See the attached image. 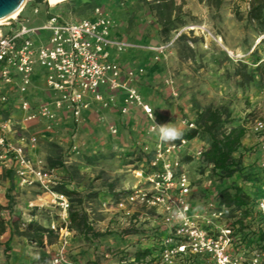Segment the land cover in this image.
<instances>
[{
    "label": "built area",
    "instance_id": "2783aa9c",
    "mask_svg": "<svg viewBox=\"0 0 264 264\" xmlns=\"http://www.w3.org/2000/svg\"><path fill=\"white\" fill-rule=\"evenodd\" d=\"M60 2L28 0L12 21L0 24V169L12 170L21 185L38 184L50 193V203L60 210L64 222L62 226L51 225L61 236L52 263L69 264L66 246L71 235L72 202L65 192L54 189L61 182L56 168L50 167L43 157H32L29 153L30 147L37 144L36 135L30 141L25 135H19L18 140L14 138L19 130H28L30 123L42 121L47 130L54 129L60 112L70 113L78 128L85 120L84 112L93 104L109 108L120 93H124L122 113H128L135 105L153 118L154 110L133 84L134 71L109 58L110 48L123 50L129 46L112 36L115 26L112 17L97 5L85 18H69L58 11ZM29 8L35 20L28 14ZM36 19L42 22L36 23ZM176 38L150 47L157 53L156 59L172 47ZM263 39L264 35L257 42ZM254 65L262 68L264 81V48ZM39 70L50 98L34 104L30 91ZM183 123L187 131L197 128L194 119H184ZM110 131L116 134L118 128L111 125ZM245 137L253 141L245 145L244 163L256 173L254 181L248 183L256 192V199L252 215L242 218L243 224L235 222L242 217L241 210L234 217L228 216V208L220 204L218 190H212L207 197L202 194L203 189L209 190L215 182L204 178L210 170L200 174L197 181L181 158H168L186 148L194 138L160 140L154 147L144 148L154 157L148 166L134 169L138 182L126 190L116 207L128 215L132 211L126 204L154 208L155 224L149 234L152 244L146 247L151 252L140 258L134 252L121 253L119 264H262L264 242L260 243L259 234L264 231V112L247 125ZM71 138L66 149L79 154L76 133ZM203 150L195 151L200 159ZM197 195L204 197L199 205L191 198ZM108 202L102 203L104 209H108ZM248 224L251 226L240 229Z\"/></svg>",
    "mask_w": 264,
    "mask_h": 264
},
{
    "label": "rangeland",
    "instance_id": "374dc122",
    "mask_svg": "<svg viewBox=\"0 0 264 264\" xmlns=\"http://www.w3.org/2000/svg\"><path fill=\"white\" fill-rule=\"evenodd\" d=\"M175 1L179 8L173 12V24L168 35L163 30L164 24L161 21V15L153 8L154 0H63L58 4V11L66 17L82 19L90 14L93 7L99 5L113 18H117L116 20L112 19L119 34L132 37V40L138 45L153 40L165 41L168 37H177L168 50L169 56L165 61V66L176 81L183 101L188 105L186 111L183 110L184 106L179 105L178 107L182 118L195 120L198 109L224 107L230 113L231 123L228 124L229 126L244 125L247 127L264 112L262 69L260 66L254 65L259 53L264 48V39L260 43L257 42L264 35V24L250 18L253 1L257 3L259 0H222L219 6H211L207 0ZM28 14L35 20L36 16L31 8H29ZM35 22H42V19H36ZM228 51L233 52L234 55L229 54ZM41 130L40 125L30 123L28 130H19L14 139L18 140L19 135H25L26 140L30 141L31 136L36 135L37 144L30 147L29 153L32 157H43L50 167L52 161L62 156V160L65 162L64 168L59 166L58 162L53 164L54 166L58 165L56 176L61 181L54 186V189L57 190L62 182L70 180V184L66 186V189L70 191L67 195L73 200L74 208L87 210L94 231L98 229L97 231L100 233L107 234L118 229L127 233L142 225H146L149 230L152 229L156 215L154 208L139 203L126 204V207L132 211V215H128L124 209L116 207V202L123 198V193L117 197L112 196L110 199L105 197L102 202L98 199L101 191L108 196L109 192L113 190L115 192L117 188L120 189V179L118 174H114V171L118 165H126L127 161H123V154H75L66 149L65 143L52 140ZM194 142L187 146L188 148L189 146L193 147L191 154L185 152L180 156L182 162L188 164L186 170L189 171L191 177L199 179L201 178L200 174H206L207 168L203 167L202 161L195 151L208 145L207 135L199 134ZM50 143L59 145L62 150L50 146ZM243 143L248 146L253 141L250 137H245ZM150 155L153 159L154 155L152 153ZM245 165L248 166V164ZM123 169L126 168L123 167ZM116 173L120 172L116 171ZM208 173L209 176H204V178L215 180L213 174L210 171ZM114 175H117L116 178ZM240 177L242 176L237 173L232 178L220 182L215 180L211 188L205 189L202 194L207 197L213 193L212 190L217 191L219 188L235 185L239 181L241 182ZM243 179V181L246 180L244 177ZM0 197H8L13 202L17 201V197H20L23 204L30 199L32 203L28 208L34 209V211L27 213L38 215V220H32L42 226L48 225L45 227L50 229H52V223L57 226L64 225L60 210L50 204V193L38 184L21 185L15 173L10 169H0ZM81 197L82 201L80 202ZM108 200H110L107 204L108 209H104L102 203ZM35 203L44 206H38L39 204ZM6 207L9 209L0 210V215L13 225L7 227L6 231L0 234V245L13 232L12 240L29 241L33 247L32 250L43 248L41 251L46 254L39 255V259L41 262L50 264L52 254L56 253L60 247L59 232L45 233L43 244H37L35 240H30L21 234L25 227L23 222L31 221L29 215L14 212L12 204H8ZM112 213L114 214L112 215ZM145 214H149L150 220H140L141 216L143 217ZM133 219H137V222H133ZM15 223L19 225V228L11 230ZM151 244L149 240L144 242L142 247L146 248ZM115 251L116 249L111 252L107 251L108 255L103 257L113 260L112 264H119V254ZM129 253L133 252L129 251ZM29 255L36 257L33 252ZM97 258L95 257V259ZM262 264H264V257Z\"/></svg>",
    "mask_w": 264,
    "mask_h": 264
},
{
    "label": "crops",
    "instance_id": "0c3cea01",
    "mask_svg": "<svg viewBox=\"0 0 264 264\" xmlns=\"http://www.w3.org/2000/svg\"><path fill=\"white\" fill-rule=\"evenodd\" d=\"M105 12L113 18L108 11ZM113 19L116 20L117 18ZM112 36L129 43V46L123 50H118L115 47L110 48L109 58L118 61L123 68L134 71L136 76L133 84L142 94L145 101L153 107V118L148 117L141 107L135 105L130 107L128 113H122L120 109L123 105L124 93H120L115 104L109 108H102L98 104H93L89 110L84 112L85 120L78 128L74 125L71 114L65 112L59 113L60 120L52 130H47L44 127L45 123L42 121L33 123L34 125L41 126V132L44 135L49 136L56 142H63L66 146L72 140V135L76 133L75 139L82 154H123V161H127L126 165H118L114 171V174H118L119 176L120 189L117 188L115 192L114 190L109 192L108 196L102 191L99 193L100 196L107 197L108 199L112 196L117 197L120 193L124 194L126 190L131 189L137 184L138 180L134 176V169L148 166L151 155L145 152L144 148L147 145L154 147L161 140L160 128L162 126L178 128L181 133L187 131L183 123L185 118H182L180 115L178 107L182 105L184 106V111L188 110V105L183 101V96L180 95L179 87L175 83L176 81L165 66V61L169 56L168 51L161 54L159 59H156L157 53L150 48L166 40H153L138 45L137 42L132 40V37L120 35L117 26L113 28ZM49 96L46 92V83L43 74L39 70L34 75V83L30 91V97L34 104H38L41 100H48L50 98ZM111 125H115L118 128L116 134L110 131ZM195 140L196 138L190 144L195 143ZM192 151L193 147L191 146L189 148H182L173 155H169L168 158H181L180 155L182 153L188 152V154H191ZM187 165L184 162L185 168ZM123 167L126 169H123ZM116 171L120 173H116ZM123 174L125 175L123 176ZM114 176L116 178L117 175ZM194 180L198 181L200 178ZM201 185L204 184L202 183ZM193 198V202L199 205L204 197H198L197 195ZM0 203L2 205L12 204L14 212L29 215L31 220H38V215L27 213L28 211H34V209L28 208L32 203L30 199L23 204L20 197H17V201L15 202L11 201L8 197H0ZM38 206L44 205L39 204ZM146 218L150 220L149 214H145L143 217L141 216L142 221ZM152 224H155V221ZM97 230L95 229V232L98 233L96 236L91 233L85 236L70 229L71 235L68 238V244L66 246V254L70 261L69 264H112L113 260L103 257L108 255L106 253L107 251L111 252L116 249L115 252L118 254L128 251L135 252L139 249L143 250V243L149 241L150 230L146 225L137 227V229L127 233L114 229L115 231L112 233L103 234ZM6 241L0 245V264H46V262H41V259H39V255L46 254L41 251L43 248L41 250H32L33 247L29 241L19 242L14 239L12 240V238L8 244L10 257L7 259L5 256ZM32 252L36 257L29 255ZM55 254H52V258ZM95 257L98 258L95 259ZM49 262L53 264L52 260Z\"/></svg>",
    "mask_w": 264,
    "mask_h": 264
},
{
    "label": "trees",
    "instance_id": "16d2710c",
    "mask_svg": "<svg viewBox=\"0 0 264 264\" xmlns=\"http://www.w3.org/2000/svg\"><path fill=\"white\" fill-rule=\"evenodd\" d=\"M155 6L158 14L161 15V21L164 24L163 30L165 33L170 32L171 26L173 24L172 16L173 12L179 8V5L176 4L175 0H154ZM208 4L211 6H219L222 0H207ZM264 2L263 0L253 1V7L250 12V18L256 20L258 23L264 24L263 16ZM171 38L168 37L167 40ZM259 68V67H258ZM261 68V67H260ZM262 69V68H261ZM197 128L188 130L178 138V141L182 138L193 139L199 134L205 133L207 135L208 145L204 147L201 161L204 168L210 169L213 177L217 181L224 179H229L239 174L241 182L239 181L235 185L225 186L218 189V196L220 204L225 205L228 208L227 214L229 217L236 216V211H242V217H240L236 223L243 224L242 218H246L252 215L254 211V201L255 191L248 187L249 181H254L256 178V173L252 170V167L246 166L244 163V150L246 149L245 144L243 143L244 137L246 135V127L244 125L229 126L230 113L226 108H212L206 107L204 109H198L197 117L195 119ZM50 146H53L59 150H62L57 144L50 143ZM58 162V165L62 168L65 167V162L62 160V156L59 159L52 161L51 167H58V165H53ZM12 173V172H10ZM246 178L245 181H243ZM70 184L69 181L62 182L58 191L65 192L69 194L70 191L66 189V186ZM247 185V186H246ZM248 187V188H247ZM203 189L201 192H203ZM255 192V193H254ZM70 198V197H69ZM105 197H98L100 202H102ZM72 204L69 213L70 225L69 228L78 232L79 234L91 233L96 236L98 233L94 231L93 226L90 223V216L86 209H76L74 208V202L70 198ZM82 201V197L79 199ZM8 210L9 208L6 205L0 203V210ZM13 223H9L8 219L0 215V234H3L6 231L7 227H11ZM24 232L21 234L27 236L30 240H35L37 244H43L44 235L52 234L56 231L48 227L40 225L37 221L31 220L28 223H24ZM251 224L242 226V228H248ZM19 228V225L15 223V228ZM13 232H11L12 236ZM11 236L6 241L5 256L8 259L10 254L8 253V244L10 242ZM260 243L264 242V231L259 234ZM264 249V244L262 245ZM151 252L150 248H144L143 250L139 249L134 252L137 258L142 256H147Z\"/></svg>",
    "mask_w": 264,
    "mask_h": 264
},
{
    "label": "water",
    "instance_id": "95a60500",
    "mask_svg": "<svg viewBox=\"0 0 264 264\" xmlns=\"http://www.w3.org/2000/svg\"><path fill=\"white\" fill-rule=\"evenodd\" d=\"M26 1L28 0H0V20L23 7Z\"/></svg>",
    "mask_w": 264,
    "mask_h": 264
},
{
    "label": "clouds",
    "instance_id": "9594fccd",
    "mask_svg": "<svg viewBox=\"0 0 264 264\" xmlns=\"http://www.w3.org/2000/svg\"><path fill=\"white\" fill-rule=\"evenodd\" d=\"M182 135L181 131L175 127L162 126L160 128V139L169 141L178 139Z\"/></svg>",
    "mask_w": 264,
    "mask_h": 264
},
{
    "label": "bare ground",
    "instance_id": "6f19581e",
    "mask_svg": "<svg viewBox=\"0 0 264 264\" xmlns=\"http://www.w3.org/2000/svg\"><path fill=\"white\" fill-rule=\"evenodd\" d=\"M60 1H63V0H47L48 3H51V4H54L56 2H60ZM22 7H20L18 10H16L15 12H13L12 14H10L9 16L5 17L4 19H1L0 20V24L2 23H7L9 21H12L16 15L20 12ZM229 54H233V52H230L228 51ZM34 147V146H33Z\"/></svg>",
    "mask_w": 264,
    "mask_h": 264
}]
</instances>
